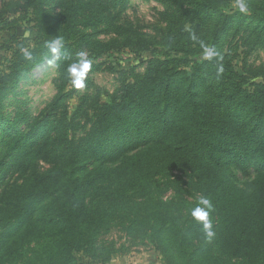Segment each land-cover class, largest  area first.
I'll return each mask as SVG.
<instances>
[{"label": "trees", "instance_id": "16d2710c", "mask_svg": "<svg viewBox=\"0 0 264 264\" xmlns=\"http://www.w3.org/2000/svg\"><path fill=\"white\" fill-rule=\"evenodd\" d=\"M155 1L164 6L161 38L120 22L107 0L46 1L57 7L61 35L79 25L97 32L115 27L108 42L96 40L100 47L135 48L152 57L144 73L100 102L87 139L76 144L65 89L79 44L62 40L52 113L28 122V131L14 123L8 128L16 135L4 151L14 161L1 175L0 264L106 261L97 241L116 219L127 237L166 251L175 264H214L227 256L264 264V82L248 86L235 67L239 45L246 55L264 46V0H245V11L227 10L233 0ZM201 41L216 55L207 58ZM29 53L31 59L21 53L1 77L0 93L53 59L48 42ZM56 109L61 115L48 122ZM46 140L55 153L52 167L40 171L42 149L35 145ZM161 184L213 201L211 240L184 212L198 203L180 199L185 204L175 210L159 193Z\"/></svg>", "mask_w": 264, "mask_h": 264}, {"label": "rangeland", "instance_id": "374dc122", "mask_svg": "<svg viewBox=\"0 0 264 264\" xmlns=\"http://www.w3.org/2000/svg\"><path fill=\"white\" fill-rule=\"evenodd\" d=\"M41 1V2H39ZM47 0H0V79L10 71L16 58L21 53H29L42 43L54 41L57 38L68 39L69 43L79 44L74 54L73 64L80 62V53H85L91 61L92 67L85 78V87L77 89L68 82L65 92L67 98V117L71 119L73 127L71 133L75 136L76 144L85 142L93 127L95 115L100 102L109 101L122 87L124 81L133 80L135 74L144 73L152 55L150 51L116 45L109 49L100 47L96 40L108 42L116 36V28L97 32L90 25H79L78 31L61 35L57 25L55 3L46 4ZM113 12L119 15L122 23H133L148 34L157 38L162 37L164 22L160 19V12L164 6L155 0H107ZM245 0H233L227 10L240 9ZM50 14V15H49ZM41 48V47H40ZM245 46L237 47L235 67L240 75L247 79V85L252 82H264V75H256L255 71L264 72V46L246 55ZM159 54V53H158ZM69 68V67H68ZM63 69L58 65L49 64V59L37 64L31 69L26 78H22L8 93H0L2 113L5 121L0 122V191H3L2 172L13 162L12 157L4 155L7 145L11 142L16 130L8 129L10 124L19 125L20 131L30 130L36 118L51 114V102L58 93ZM1 91V90H0ZM22 114V118H20ZM59 110H55L48 120L54 121ZM43 118V117H42ZM53 124V122H52ZM51 125V123H50ZM35 139V134L29 142ZM35 147L42 149L37 162L40 171L52 167L55 151L48 141L36 143ZM175 174L181 175L175 171ZM175 175V177H177ZM163 181V180H162ZM19 182H21L19 180ZM164 183V182H161ZM160 194L165 201L176 203L175 210L182 209L186 199L198 203L201 194L195 190H184L180 187H165ZM180 189V190H179ZM192 209L185 208L186 214ZM211 218V217H210ZM109 259L81 258L78 264H175L166 251L157 250L151 243L144 242L140 237H127L123 224L118 219L97 241ZM109 249V250H108ZM110 249H115L111 251ZM207 264V263H204ZM214 264H245L235 257L227 256L215 261Z\"/></svg>", "mask_w": 264, "mask_h": 264}, {"label": "clouds", "instance_id": "9594fccd", "mask_svg": "<svg viewBox=\"0 0 264 264\" xmlns=\"http://www.w3.org/2000/svg\"><path fill=\"white\" fill-rule=\"evenodd\" d=\"M240 10L245 11V5L243 3L240 4ZM193 39H196V37L193 36ZM62 46L63 42L61 38H57L54 41L48 42V47L53 56V59L49 60L50 65L55 66L56 60L60 59ZM201 46L204 48L207 58H211L213 55H216L213 50L206 47L202 41ZM25 55L27 59L32 58L30 53L26 52ZM80 57L81 59L79 63L72 64L68 68V72L72 78V84L77 89H83L85 87V78L92 67L91 61L86 58L85 53H80ZM214 211L215 205L208 196L199 197L197 206L191 211V216L195 221L202 224L203 231L209 240H211L215 235L214 231L212 230L213 225L210 218Z\"/></svg>", "mask_w": 264, "mask_h": 264}]
</instances>
